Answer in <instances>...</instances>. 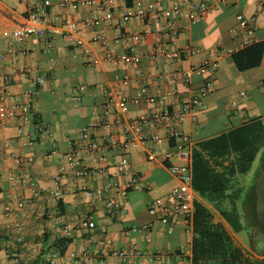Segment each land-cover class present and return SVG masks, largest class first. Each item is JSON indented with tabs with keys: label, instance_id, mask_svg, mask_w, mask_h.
Listing matches in <instances>:
<instances>
[{
	"label": "crops",
	"instance_id": "1",
	"mask_svg": "<svg viewBox=\"0 0 264 264\" xmlns=\"http://www.w3.org/2000/svg\"><path fill=\"white\" fill-rule=\"evenodd\" d=\"M64 1L74 0H52L47 20L50 25H59L63 18L78 22L76 37L84 41V46L76 44L68 35L51 31L43 38L30 36L24 42H14L11 33L25 22L27 5L19 0H0V52H5L10 42L16 51L15 56L6 55L0 61V71L17 70L10 89L23 98L22 94L32 87L33 79L38 76L45 79L38 85L31 101L28 100L30 114L12 119L6 127L0 128V146L9 142L7 152L10 154L7 161H0V264H17L16 260H20V264H48L49 254L53 251L59 252V261L64 264H191L188 258L191 254L181 255L179 249L186 243L192 244L193 229L188 230L182 218L171 226L149 211L152 201L165 199L178 183L166 160L167 152L173 150L174 139L164 138L156 144L153 160L148 159L151 142L135 143L127 150L116 146L98 152H79L84 165L101 171L77 179L74 175L77 167L70 161L68 153L72 144L81 138L83 126H92L105 115L103 101L108 87L129 100V110L124 117L134 119L151 107L146 102L132 100L143 84H148L150 95L176 89L184 100H189L203 83L199 74L193 75L189 85L181 78L144 81L142 75L155 67L173 70L177 66L187 70L204 61L209 51H223L218 59L216 87L203 99L204 108L197 113V120L188 113L185 122L178 127L193 140V178L195 155L200 185L205 191L196 190L197 201L215 213L216 221H223L215 202L207 198L212 196L215 179H221L225 184L224 195L237 196L238 192V210L246 213L249 204L244 198L251 192H254V198L264 191V162H260L264 160V146L257 152L251 168L243 173L237 168L240 158L235 148L240 139L211 140L254 122H261L264 128V53L260 65L243 71L233 59V53L249 46L246 43L251 38L237 19L239 13L257 17L252 43L264 44L263 0H204L210 4L208 13L195 23L185 19L179 23L181 31L174 45L180 51V58L175 64L167 59L144 58L140 63L121 65L106 59L104 48L96 38L98 30L113 39L145 27L150 29L136 43L122 39L118 44L119 52L127 51L131 44L142 53L157 44H169L165 32L171 16L150 12L149 5L159 1L164 9H169L173 0H113L116 18L97 29L84 24L91 12L99 14L97 8L75 10L69 3L62 5ZM127 11L145 12L146 16L119 24V17ZM124 75L131 79L128 85L118 79ZM80 86L85 89L78 97L72 89ZM173 102L169 105L171 110L184 106L182 100ZM233 102H237L236 107L232 106ZM116 118L113 112L110 119ZM38 126H43L45 132H40ZM155 132L165 135L160 128L147 129V133ZM90 133L100 141L107 135L119 142L125 140L123 128L110 132L92 127ZM208 141L210 143L204 144ZM123 155L129 157L141 175L142 187L128 191L127 212L120 220H110L105 211L106 199L114 196L123 200L119 191L129 179L117 167ZM27 156L34 157L28 168L31 180L25 186L13 188L8 173L20 172L16 159ZM60 173L63 175L59 183L62 196L56 206L45 193L57 187L55 177ZM109 183L117 184L118 188H109L105 194L93 198L84 192L86 188H105ZM33 189L43 195L32 198ZM23 198L29 202L19 208L18 202ZM6 205H10L14 213H6ZM224 205L230 207L228 202ZM88 217L95 222L93 229H78L71 237H61L59 226L62 222L73 224ZM17 221L24 226L22 232L9 228ZM133 225H149L152 240L148 242L144 234L133 231ZM62 238L69 240L63 252L55 244ZM132 246L142 250L141 257L123 260L113 254L114 250Z\"/></svg>",
	"mask_w": 264,
	"mask_h": 264
},
{
	"label": "built area",
	"instance_id": "2",
	"mask_svg": "<svg viewBox=\"0 0 264 264\" xmlns=\"http://www.w3.org/2000/svg\"><path fill=\"white\" fill-rule=\"evenodd\" d=\"M21 3L27 5V14L25 22L18 25L12 31L14 42H24L30 36L46 37L48 32L54 34H65L74 38L75 43L84 46L85 43L81 38H77L76 34L79 31V23L68 18L61 19L59 25H54L48 22L47 17L49 8L52 5V0H19ZM113 0H74L72 2L64 1L62 5H69L73 9L79 8H97L99 14L91 12L84 20V24L90 28L97 29L104 23L113 21L116 18L114 9L112 8ZM124 1V0H115ZM264 6V0L262 7ZM210 10V4L204 0H173L169 9H164L159 1L153 2L149 5L150 12H156L159 16H171L167 28L166 36L169 39V44H157L150 51L139 52L135 44H131L127 51H118L119 42L124 39L134 43L142 40L149 32L148 27L140 31H132L124 35H118L113 39L105 32L98 30L96 38L102 44L105 57L116 65H121L127 62L140 63L144 58L150 60L167 59L171 60L173 64L180 58V51L175 47L177 38L180 34V21L182 19L188 20L192 23L200 20ZM137 16L145 17V12L132 13L125 12L119 17V24L129 22ZM237 19L251 37L246 44L253 42L252 37L256 29V16H246L243 13L237 15ZM171 45V48H169ZM223 51H209L205 60L193 67L184 70L180 67H174L173 70L155 67L150 73L142 75L144 81L153 80H169L181 78L182 81L189 85L192 82L194 74H199L203 77V83L189 100H184L182 95L176 89L163 92L157 96L150 95L148 92V84L141 86L137 94L132 98L134 102L143 101L151 105L150 109L134 119H126L124 116L129 110V100L118 95V91L112 87H108L105 91V98L103 107L105 115L97 119L92 126L85 125L82 128V136L75 141L68 153L70 161L77 169L74 175L77 178L83 176H94L101 170L94 166H86L79 157V152H98L104 151L110 147L120 146L123 149H128L135 143L151 142L152 146L149 149L148 159L153 160L156 156L155 145L162 142L164 138L174 139L175 144L173 150L167 152L166 160L169 162L168 168L170 172L178 179V183L172 188L165 199L154 200L150 203V213L157 216L162 222L173 226L178 219L182 218L188 230H192V217L195 210L196 190L193 185V140L178 125H181L186 120V115L192 113L193 120H197V113L204 108L203 99L212 93L216 87L218 59ZM6 55H16L13 43L10 42L5 52H0V61ZM91 60V56H89ZM17 70L13 69L11 73L0 71V128L6 127L10 120L20 119L30 114V107L28 100L31 101L35 95L38 85L42 84L45 79L41 76L32 80V87L27 89L22 95L23 98L14 94L10 87L15 82V74ZM118 79L124 84L130 83V77L127 75L119 76ZM85 87H74L73 93L80 97ZM243 96L245 92L241 93ZM184 101L182 108L171 110L169 105L174 103L173 100ZM233 107L237 106V102L232 103ZM115 112L116 120L110 119V116ZM103 129L112 131L113 129L123 128L125 140L123 142L117 141L112 135L103 137L100 141L94 138L90 129ZM149 127L160 128L165 135L157 132L147 133ZM40 132H45L43 126H38ZM29 143L31 141L29 140ZM9 142H5L0 146V161H7L10 154L7 152ZM50 156V155H49ZM17 162L20 166V172L9 171V180L11 186L16 188L18 185H27L31 180V173L29 166L34 162V157H18ZM118 169L128 176L129 179L125 187L120 189V194L123 200L117 197H108L105 202V211L110 220H120L127 212L129 202L126 198L128 191L133 188H141V175L134 169L129 157L123 155L117 163ZM63 175L60 173L55 177L57 187L53 190L46 191L49 195V200L52 204L58 205L62 196L59 183ZM118 188L117 184L109 183L105 188H86L84 192L89 197H96L105 194V190L109 188ZM38 189H33L32 198L42 196ZM29 199L23 198L18 202L19 208L25 206ZM6 213H14L10 205L5 207ZM9 227V226H8ZM15 229L17 232H22L24 226L18 221L9 228ZM95 222L92 217L77 223H64L59 226L61 237H71L74 231L78 229H93ZM1 229V225H0ZM133 231L144 234L146 240H152L151 229L149 225H133ZM105 236V233H102ZM181 255H189L192 252V244L186 243L180 247ZM114 255L119 256L123 260L138 258L142 256V250L136 246L122 248L113 251ZM60 254L53 251L49 254L48 264H64L59 261ZM20 264V260H16Z\"/></svg>",
	"mask_w": 264,
	"mask_h": 264
},
{
	"label": "trees",
	"instance_id": "3",
	"mask_svg": "<svg viewBox=\"0 0 264 264\" xmlns=\"http://www.w3.org/2000/svg\"><path fill=\"white\" fill-rule=\"evenodd\" d=\"M263 43H252L244 49L233 53V59L239 70H247L260 65L264 53ZM238 138L239 143L235 145L239 151L238 170L245 173L256 158L257 152L264 146V128L261 122L245 125L228 135L220 136L211 140L227 141V139ZM210 141L204 143L207 144ZM199 168L197 158L194 155V178L195 190L204 193L200 185ZM212 196H207L210 202H215V208L223 221H216L215 213L205 204L196 201L192 217L194 237L192 240V253L189 260L191 264H264V257L253 259L240 245H238L232 232L240 233L246 229L242 214L238 210L237 196L224 195V186L221 179H215L213 183ZM228 202L230 207L224 205ZM248 204V203H247ZM68 239L62 238L55 242L63 252L68 244ZM260 245L261 253L264 254V242Z\"/></svg>",
	"mask_w": 264,
	"mask_h": 264
},
{
	"label": "rangeland",
	"instance_id": "4",
	"mask_svg": "<svg viewBox=\"0 0 264 264\" xmlns=\"http://www.w3.org/2000/svg\"><path fill=\"white\" fill-rule=\"evenodd\" d=\"M260 162L262 164L264 160L262 159ZM253 196L254 192H251L249 197L244 198V201L249 204L246 213H241L246 229L240 233L232 232V236L238 245L253 259H256L264 257V254L260 255L261 241L264 242V191L254 198ZM242 211L245 210L242 209Z\"/></svg>",
	"mask_w": 264,
	"mask_h": 264
}]
</instances>
